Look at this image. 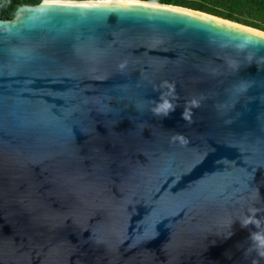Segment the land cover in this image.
<instances>
[{"label":"water","instance_id":"95a60500","mask_svg":"<svg viewBox=\"0 0 264 264\" xmlns=\"http://www.w3.org/2000/svg\"><path fill=\"white\" fill-rule=\"evenodd\" d=\"M0 264H264V31L146 0L0 19Z\"/></svg>","mask_w":264,"mask_h":264},{"label":"trees","instance_id":"16d2710c","mask_svg":"<svg viewBox=\"0 0 264 264\" xmlns=\"http://www.w3.org/2000/svg\"><path fill=\"white\" fill-rule=\"evenodd\" d=\"M42 0H0V19H12L16 9L24 4L34 5ZM179 5L264 31V0H146Z\"/></svg>","mask_w":264,"mask_h":264}]
</instances>
